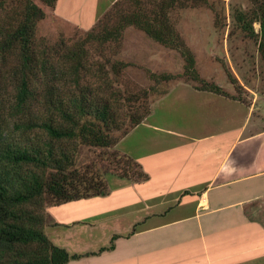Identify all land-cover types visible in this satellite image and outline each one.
Wrapping results in <instances>:
<instances>
[{"label":"crops","instance_id":"1","mask_svg":"<svg viewBox=\"0 0 264 264\" xmlns=\"http://www.w3.org/2000/svg\"><path fill=\"white\" fill-rule=\"evenodd\" d=\"M117 1L59 0L56 10L90 28ZM254 110L175 85L117 145L145 177L110 174L107 195L48 206V237L93 253L68 264H264V127Z\"/></svg>","mask_w":264,"mask_h":264},{"label":"trees","instance_id":"2","mask_svg":"<svg viewBox=\"0 0 264 264\" xmlns=\"http://www.w3.org/2000/svg\"><path fill=\"white\" fill-rule=\"evenodd\" d=\"M58 1L41 0L49 8H56ZM198 1L119 0L88 32L85 45L96 41L103 48L115 43L118 50L125 30L135 27L163 46L181 51L186 73L192 76L185 82L198 83L197 90L230 97L218 84L200 78L193 53L184 47L171 21L176 8ZM254 3L250 18L248 12L234 18L243 30L260 35L264 59V0ZM45 17V10L34 0H0V264H68L93 254H71L45 230L48 206L109 192L107 179L98 171L82 172L76 167L80 146L112 149L117 167L105 170L104 176L110 173L131 181L145 177L141 165L117 145L151 114L152 103L148 106L136 96L113 92L111 82L81 85L87 53L83 44L64 54V63L54 61V48L43 44L39 49L36 44L37 27ZM255 22L261 25L259 34ZM112 69L120 75L117 65ZM155 77L165 82L174 79ZM6 109L15 118L12 131L4 127ZM116 237L100 252L113 249Z\"/></svg>","mask_w":264,"mask_h":264},{"label":"rangeland","instance_id":"3","mask_svg":"<svg viewBox=\"0 0 264 264\" xmlns=\"http://www.w3.org/2000/svg\"><path fill=\"white\" fill-rule=\"evenodd\" d=\"M34 1L46 12L36 32L39 49L43 44L54 48V61L64 63L62 56L83 44L87 53L86 69L81 71L79 78L81 85L96 87L106 81L111 82L113 92L126 98L136 96L149 106L162 97L161 94L166 90L180 82L192 80V76L186 73L187 62L181 51L163 46L144 31L135 27L127 28L118 50L115 43H107L103 48L96 41L85 45L88 32L97 28L98 22L85 28L62 17L56 8L46 7L41 0ZM254 9V0H208V3L200 0L191 3L190 7L176 8L170 17L184 47L194 55L200 78L218 84L230 97L242 99L250 105L254 103L257 130L264 127V59L259 48L261 37L243 30L234 18L239 12H248L250 18ZM66 11L74 16L77 14L75 17L80 16L74 7H67ZM254 28L255 33L259 34L260 23L255 22ZM115 65L120 68L118 76L112 69ZM159 75H171L174 79L158 81L155 76ZM187 83L194 87L199 85L196 82ZM108 94L114 93L110 91ZM3 117L5 129L12 131L15 118L11 117L7 109ZM117 136L120 137L121 133ZM78 150L76 167L82 172L98 171L107 179L110 173L104 176V171L117 167L113 163L117 160L112 156V149L80 146ZM122 166L126 167L125 162ZM51 223L46 212L45 230Z\"/></svg>","mask_w":264,"mask_h":264}]
</instances>
